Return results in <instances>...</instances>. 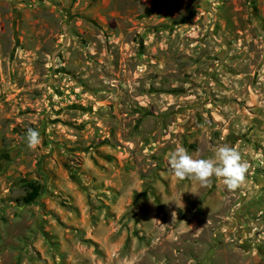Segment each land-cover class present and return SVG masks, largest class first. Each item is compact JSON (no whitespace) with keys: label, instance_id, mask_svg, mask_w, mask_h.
<instances>
[{"label":"rangeland","instance_id":"obj_1","mask_svg":"<svg viewBox=\"0 0 264 264\" xmlns=\"http://www.w3.org/2000/svg\"><path fill=\"white\" fill-rule=\"evenodd\" d=\"M0 264H264V0H0Z\"/></svg>","mask_w":264,"mask_h":264},{"label":"clouds","instance_id":"obj_2","mask_svg":"<svg viewBox=\"0 0 264 264\" xmlns=\"http://www.w3.org/2000/svg\"><path fill=\"white\" fill-rule=\"evenodd\" d=\"M25 140L29 148H35L41 142L40 132L29 128ZM168 162L172 174L178 179L190 178L201 185H208L212 177H216L229 190L245 182L249 168L240 152L227 143L214 146V158H193L188 149L178 144L169 153Z\"/></svg>","mask_w":264,"mask_h":264},{"label":"trees","instance_id":"obj_3","mask_svg":"<svg viewBox=\"0 0 264 264\" xmlns=\"http://www.w3.org/2000/svg\"><path fill=\"white\" fill-rule=\"evenodd\" d=\"M28 187L31 190V192L29 194H27L25 197H24V201L26 203H30L32 202L38 195V191H39V188L38 187H34L31 183L28 184Z\"/></svg>","mask_w":264,"mask_h":264}]
</instances>
